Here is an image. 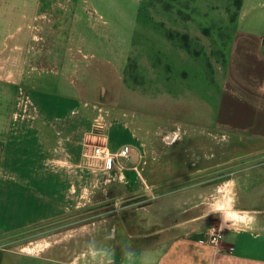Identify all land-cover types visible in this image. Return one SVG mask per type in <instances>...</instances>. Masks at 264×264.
Instances as JSON below:
<instances>
[{"label": "rangeland", "instance_id": "obj_1", "mask_svg": "<svg viewBox=\"0 0 264 264\" xmlns=\"http://www.w3.org/2000/svg\"><path fill=\"white\" fill-rule=\"evenodd\" d=\"M246 1V14L236 22L244 0H129L121 17L111 8L110 17L120 33L110 37L96 23L93 8L81 5L84 38L75 39L53 36L49 21L54 18L45 12L34 14L32 24L18 14L16 37L0 53V127H6L20 110L23 92L38 115L37 100L42 95L55 100L79 97L91 118L103 116L110 121L111 145L126 142L120 133L124 128L136 134L162 130L165 143L179 133L176 142L182 146L178 148L202 143L208 151L194 150L196 146L177 151L183 160L162 165L179 174L175 164H183L193 177L172 186L180 192H200L197 210L208 207L217 186L232 179L236 169H241L237 173L241 177L248 175L247 164L233 166V147L249 144L248 135L237 132L248 127V105L229 92L243 88L233 84V70L226 80L233 37L240 36L238 41L243 42L249 34L252 43L255 37L264 39V0ZM168 32L174 41L168 39ZM244 53H237L235 61L246 84L249 63L255 57ZM63 105V110L72 107ZM202 154L208 156V167L200 166ZM101 168L98 161L95 172L82 175L79 190L85 192L78 208L75 201V209L70 204L64 216L0 236V247L48 255L57 264H65L72 263L88 241L120 254L125 246L132 250L145 245L142 236L151 233L149 223L156 222L145 208L151 210L159 202L170 205L152 192L159 170L146 168L148 181L128 187L103 183ZM171 208H175L174 199ZM169 223L165 219L162 227Z\"/></svg>", "mask_w": 264, "mask_h": 264}, {"label": "crops", "instance_id": "obj_2", "mask_svg": "<svg viewBox=\"0 0 264 264\" xmlns=\"http://www.w3.org/2000/svg\"><path fill=\"white\" fill-rule=\"evenodd\" d=\"M46 1L0 0V53L5 50L7 41L16 37L18 14L25 22L32 24L34 14L45 12L48 17L54 18L49 23L54 26L53 36L57 39L84 38L80 11L81 5H84L93 8L97 16L95 21L103 25L104 34L109 37L111 34L118 36L120 31L110 17L111 8L121 17L126 13L123 8L126 9L129 0ZM247 5L244 0L236 22L245 16ZM28 27L30 29L31 25ZM92 29L97 31L99 27L92 25ZM245 35L243 42L238 41L240 36L233 37L226 80L232 77L233 70V84L236 86L237 83L243 88L238 93L236 90L229 92L248 105V127L243 129L244 132H237L248 135L249 144L246 148L241 145L233 147V166L241 168V165L247 164L248 175L241 177L237 174L241 169H236L232 180L236 181L238 193L236 207L256 215L255 229L246 231L226 227L221 230L219 214H209V206L197 210L202 198L200 192H180L176 190L177 186H172L193 176L189 174L191 172H185L183 164H175L180 173L172 174L171 169L165 170L162 163L183 160V156L177 151L192 150L194 146V150L207 152L206 144L178 148L182 146L176 142L179 133L169 136L167 139L170 143H165L161 138L162 130L159 133L136 134L124 128L123 131L120 130L126 139L122 145H111V139L108 138L112 149L125 146L130 148L131 158L128 162H123L126 169L122 184L130 187L133 182H140L136 170L146 182V168L152 166L159 170L152 192L157 198L164 201L167 199L170 203L169 207L159 202L151 210L145 208V212L151 211L156 217V222H150L153 231L142 236L145 245L129 250L137 254L134 264H140V258L146 254L151 258L152 264H264V39L255 37L252 43L251 35ZM241 51L255 57L254 62L249 63L247 85L241 67L235 61L237 53ZM41 97L37 100L41 107L33 99L39 108V115L31 124L20 125L12 118L6 127H0V236L64 216L68 213L69 206L72 205L75 209V201L78 208L81 195L85 192L79 190L82 175L96 170L94 167L98 161L91 160L85 146L93 121L86 111L85 103L76 96L56 100L45 95ZM64 103L72 107L63 110ZM112 128L110 127L111 131ZM245 156L249 157L247 161L242 160ZM207 157L206 154L201 155L200 166L208 167ZM203 158L206 159L204 163ZM173 199L174 209L171 208ZM165 219L170 223L162 227ZM212 229L222 233V239L216 246L207 241ZM113 252L114 264H127L122 253ZM0 264H57V261L48 255L0 247ZM79 264H84V261H79Z\"/></svg>", "mask_w": 264, "mask_h": 264}, {"label": "built area", "instance_id": "obj_3", "mask_svg": "<svg viewBox=\"0 0 264 264\" xmlns=\"http://www.w3.org/2000/svg\"><path fill=\"white\" fill-rule=\"evenodd\" d=\"M20 110L14 114L13 119L20 123L30 122L37 116V111L34 113L30 107L33 105L29 96L20 92ZM111 124L103 116H98L93 119L91 130L88 133V141L86 142L87 155L92 159L99 161L102 164L100 172L102 173L103 183H122L125 181V164L131 158L130 148L128 146L118 149H112L109 145V130ZM96 171V170H95ZM93 171V172H95ZM137 178L140 182H144L141 173L136 170ZM145 183V182H144ZM222 239L220 230L212 229L208 236L207 241L211 245H218Z\"/></svg>", "mask_w": 264, "mask_h": 264}, {"label": "clouds", "instance_id": "obj_4", "mask_svg": "<svg viewBox=\"0 0 264 264\" xmlns=\"http://www.w3.org/2000/svg\"><path fill=\"white\" fill-rule=\"evenodd\" d=\"M238 193L236 191V181L229 179L223 184L217 186L214 194L211 197L209 214H219L221 219L220 229L235 228L246 231H253L256 225V215L244 209H238ZM125 246L122 249L124 260L127 264H134L137 259L135 251L127 250ZM114 252L107 248H98L95 241H88L85 250L73 260V264H79L83 260L84 264H114ZM140 264H152L151 258L146 254L140 258Z\"/></svg>", "mask_w": 264, "mask_h": 264}, {"label": "trees", "instance_id": "obj_5", "mask_svg": "<svg viewBox=\"0 0 264 264\" xmlns=\"http://www.w3.org/2000/svg\"><path fill=\"white\" fill-rule=\"evenodd\" d=\"M241 7H242V5H240V8H241ZM167 36H168V39H169L170 41H174V40H175L174 37H173V34H172V33L168 32V33H167ZM185 39H186V38H185ZM184 48H185L186 50H189V47H188L187 44L184 46Z\"/></svg>", "mask_w": 264, "mask_h": 264}]
</instances>
